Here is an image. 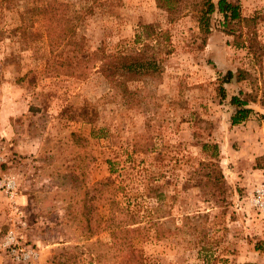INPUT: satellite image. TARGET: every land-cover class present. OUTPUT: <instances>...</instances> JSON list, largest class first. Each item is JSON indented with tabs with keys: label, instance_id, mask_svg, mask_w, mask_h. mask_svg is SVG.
<instances>
[{
	"label": "rangeland",
	"instance_id": "374dc122",
	"mask_svg": "<svg viewBox=\"0 0 264 264\" xmlns=\"http://www.w3.org/2000/svg\"><path fill=\"white\" fill-rule=\"evenodd\" d=\"M203 1H0V163L20 212L0 197V264H95L92 255L120 253L111 231L123 220L110 218V200L137 210L141 225L170 229L136 240L152 264H201L199 249L216 264H264V210L250 202L264 180V0H228L252 21L223 26L214 12L206 34L196 20ZM143 26L159 36L149 52L163 71L128 83L135 95L122 98L89 54L128 50ZM236 69L246 79L223 85L219 99L218 76ZM238 91L253 113L231 126ZM203 143L218 147L217 190L198 168ZM193 214L200 234L183 227Z\"/></svg>",
	"mask_w": 264,
	"mask_h": 264
},
{
	"label": "trees",
	"instance_id": "16d2710c",
	"mask_svg": "<svg viewBox=\"0 0 264 264\" xmlns=\"http://www.w3.org/2000/svg\"><path fill=\"white\" fill-rule=\"evenodd\" d=\"M47 6L48 4H45L41 8V12H45ZM197 12V23L201 31L205 34L209 32V18L214 12L221 15L223 26L229 22L252 21V19L241 18L238 8L228 2V0H215V2H212V0H204L202 7ZM51 24L52 20L49 16L46 29L49 42L53 41L51 37ZM140 28V31L133 38L132 46L128 50L118 51L114 54L93 51L89 54L92 62L95 60L99 62L98 70L103 78L110 83V89L122 98L135 95V89H129L128 83H141L146 79H156L163 71L161 58L157 52H149L150 50L155 51L159 47V36L156 35L157 37H155L151 26H143ZM163 38L167 40V37L165 38L164 35ZM239 47H242V45H239ZM59 66H64L68 69L74 68L64 64H60ZM246 76V71L241 69H236L235 71L227 70L224 74L219 75L216 88L219 99L223 100L226 97L223 85L230 84L231 82H241L246 79ZM242 97L243 93L238 91L236 95H232L229 98L228 103L233 107V112L229 117L231 126L248 120L249 116L253 113L252 109L247 107L248 101ZM261 105L264 106V99H261ZM260 118L264 119V115H260ZM200 150L208 154L206 161L198 163V168L205 171L203 173V177L205 178L204 184L210 183L211 186L217 187V190L222 184L221 172L217 161L218 147L214 143H203L200 145ZM109 202L110 218L114 219L117 214L123 220L122 223H118L111 231V239L117 241L120 247V253L108 252L102 253L101 255H92V260H94L95 264H152V262L145 259L141 253L142 251L134 247L136 240L138 241L142 235L144 238L145 235L143 232L147 233L150 230L153 232V238L160 240L161 238L169 237L170 229L164 230L162 227L165 223L162 221H147L141 225L138 221L137 210L122 206L118 208L114 203L115 201L110 200ZM199 217L198 214H193L186 218V222L183 225L185 231L200 234L201 225L197 221ZM163 234H167L166 237H163ZM95 243L99 242L95 241ZM197 258H199L201 264H216L220 260L209 250L204 251L202 249L197 251Z\"/></svg>",
	"mask_w": 264,
	"mask_h": 264
},
{
	"label": "built area",
	"instance_id": "2783aa9c",
	"mask_svg": "<svg viewBox=\"0 0 264 264\" xmlns=\"http://www.w3.org/2000/svg\"><path fill=\"white\" fill-rule=\"evenodd\" d=\"M0 197H2L6 203L8 204V207L11 209L12 214H20L18 211L16 198H17V185L13 177L6 174L1 169V163H0ZM250 202L253 207H255L257 210H264V180L261 181L253 190ZM13 237L11 236V233H7V236L5 238V244L9 247V245L12 244Z\"/></svg>",
	"mask_w": 264,
	"mask_h": 264
}]
</instances>
